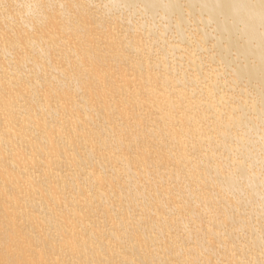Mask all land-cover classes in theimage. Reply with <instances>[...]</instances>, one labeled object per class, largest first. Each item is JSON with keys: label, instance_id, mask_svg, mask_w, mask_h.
Returning <instances> with one entry per match:
<instances>
[{"label": "bare ground", "instance_id": "bare-ground-1", "mask_svg": "<svg viewBox=\"0 0 264 264\" xmlns=\"http://www.w3.org/2000/svg\"><path fill=\"white\" fill-rule=\"evenodd\" d=\"M3 26L0 264H264V0H0Z\"/></svg>", "mask_w": 264, "mask_h": 264}, {"label": "rangeland", "instance_id": "rangeland-1", "mask_svg": "<svg viewBox=\"0 0 264 264\" xmlns=\"http://www.w3.org/2000/svg\"><path fill=\"white\" fill-rule=\"evenodd\" d=\"M6 32H8V30L6 29V26L1 27V29H0V33L3 34L4 37L6 36ZM138 32H139V31H138ZM134 33H135V32H134ZM22 34H23V37H24V36H25L24 33H22ZM22 34H21V35H22ZM9 35H10V34H9ZM134 35H135V34H134ZM136 35H137V34H136ZM0 51H2V50L0 49ZM153 52H154V50H153V51L151 50V53H150V54L154 55ZM11 53H12V52H8L6 57H8ZM154 53H155V52H154ZM177 57H178V56H177ZM29 59H30V57H29ZM50 59H53V60H54L55 57L50 56ZM168 59H170V58L168 57ZM168 59H167V60H168ZM150 60H151V59L149 58L148 62H149ZM151 61H152V60H151ZM168 61H169V60H168ZM2 65H3V67H2ZM57 66H61V65H57ZM4 67L8 68V66H7V62H6V59H5V61H2L1 56H0V76H1V75H3V76L5 75V74H1V73H4L3 71H6ZM55 70H56V69H55ZM55 70H52V69H51V71H55ZM51 71H50V72H51ZM56 71H58V70H56ZM46 73H48V72H46ZM51 73H52V72H51ZM53 73H55V72H53ZM57 73H58V72H57ZM125 73H126V72H125ZM48 74H49V73H48ZM53 75H54V74H53ZM53 75L50 74V76H52V77H53ZM125 75H126V76H125V77H126L125 79L127 80V81H125V82H128L129 80H131V79L128 80V78H130L129 75H127V74H125ZM24 77H25V76H24ZM54 77H55V75H54ZM54 77H53V78H54ZM127 77H128V78H127ZM6 78H7V76H6ZM55 78H56V77H55ZM55 78H54V79H55ZM53 81H54V83H55V80H53ZM129 82H130V81H129ZM57 83H58V82H57ZM2 84L5 86V88H4L3 91H1V92H2V93H5V92H6V89L8 90L9 85L4 84V81H3V80H2ZM131 86H132V85H131ZM131 86H130V87H131ZM41 89L44 90L43 88H41ZM41 89H39V88L37 87V91H38V90H39V91H38V92H34V93H33V91L29 90V91H31V92H29V94L32 93V94L35 95L36 97H37V95H38V97L40 98V97H41V96H40L41 93H42L43 95L46 93V94H48V96H47L46 98L49 99V98H50V97H49L50 93H47V92H49V89H47V92L45 91V93H44L43 91H42L41 93H39ZM199 89H200V88H199ZM23 90H24V89H23ZM27 90H28V89H27ZM8 91H10V90H8ZM226 91H227V89H226ZM10 92H11L10 95L12 96V94H13L12 92H13V91H10ZM16 92H17V91H16ZM232 92H233V91H232ZM20 93H24V92H20ZM20 93H19V94H20ZM36 93H37V94H36ZM38 93H39V94H38ZM187 93H188V92H186V94H187ZM227 93H231V92L228 90ZM17 94H18V93H16L15 95H13V97H12V101H14V102L16 101V96H17ZM32 94H31V97L33 96ZM43 95H42V97H43L44 99H43L42 97H41V98H42L44 101H46L47 104L50 102L49 100L55 101V100H54L55 97H54V98H50L49 100H45L46 98H45ZM187 95H188V94H187ZM224 95H225V96H228V94H226L225 92H224ZM35 96H33V97H32L33 99H30V100H34V99H36ZM10 98H11V97H10ZM79 99H80V98H79ZM79 99L77 98V102L80 103L79 105H81L82 102H79V101H80ZM190 99H191V98H190ZM190 99H189V101H190ZM192 99H193V98H192ZM192 99H191V101H192ZM39 100H40V99H39ZM43 100H42V101H43ZM78 100H79V101H78ZM115 100H116V99H115ZM193 100H194V99H193ZM42 101H40L41 104H42ZM52 101H51V102H52ZM23 102H24V101H23ZM63 102H64V103L61 104L62 106H63V104H65V101H63ZM192 102H193V101H192ZM231 102H232V101H231ZM53 103H54V104H53ZM56 103L58 104L59 102L55 101V102H52L51 104L49 103V105L52 106V107L50 108V110H51L50 113H54V116H52V118L55 117V118H53L54 121H57V120H55V119L58 117V115L56 116V114H59V115L61 114V116H62V118H63L62 108H63V109H68L66 106L69 107V103H66L67 105L65 104L63 107H61V105H60L61 102L59 103V105H56ZM110 103H111V102H110ZM22 104H23V103H22ZM22 104L20 103V105H22ZM31 104H32V103H31ZM179 105H180V104H179ZM182 105L185 106V104H183V103L181 104V106H182ZM58 106H60V107H58ZM25 107H26V106H25ZM54 107H55V108H54ZM64 107H65V108H64ZM44 108H45V107H44ZM44 108H43V109H44ZM52 108H54V109H52ZM59 108H61V112H60ZM22 109H23V107H22ZM69 109H71V107H70ZM20 110H21V108H20ZM52 110H53V111H52ZM57 110H58L59 113L57 112ZM21 111H22V110H21ZM23 111H25V109H23ZM54 111H55V112H54ZM68 111H70V113L72 112L73 114H76V113L79 114V112H76V110H75L73 107H72L71 110H68ZM73 111H74V112H73ZM18 112H20V111L18 110ZM114 112H116V110H115ZM142 112H143V111H142ZM25 113H28V114H25V115H24V112H23V113L21 112V115L23 114L22 116H24L25 118H27V120L29 119L28 121L31 122L30 118H28V116H29V112L26 111ZM63 113H64V111H63ZM68 113H69V112H68ZM68 113H67V114H68ZM138 113H139V111H138ZM174 113H175V112H174ZM176 114L179 115V113H176ZM65 115H66V114H65ZM174 115H175V114H174ZM177 115L174 116L173 118H175V117L178 118ZM18 116H19V114H18ZM30 116H31V113H30ZM45 116H46V115H45ZM49 116H51V114H49ZM49 116H47V117H49ZM61 116H60V118H61ZM22 118H23V117L20 118V119H21V120H20V123H21L20 125H22L24 122L27 121L26 119L23 118V119H24V120H23ZM43 118H44V119H42L43 122H41V120H39V119H40L39 117L32 118V122H36V123H37V121H39V122H41V123H45V122L47 121L45 124H41V123H40L41 126H40V125H37L36 123H33V125H34V127H33V126H32V123H29V122H26L25 124L28 123V126H29V127H30V125H31L32 128H37L38 131L41 129V128H40V129H38V128H39V127H42V125H43V128H44V129L47 127V128H46L47 130H46V129H45V130L48 132V130H49V129H48V127H49V124H48V123H49V121L51 120V118L49 117L50 119H47V118H45L44 116H43ZM60 118H57V119H59V120L56 122V124H54V126H55V125L60 126V124H61V126H63V123H64V121H65L67 118L64 119V120H62V118H61V120L63 121V123H62V121L60 120ZM64 118H65V117H64ZM151 118H152V117H151ZM45 119H46V121H45ZM25 120H26V121H25ZM33 120H34V121H33ZM22 122H23V123H22ZM39 122H38V124H39ZM50 122H51V121H50ZM117 122H118V124H119V121H117ZM117 122H116V124H114V126H115V125H118ZM0 123H2V122H0ZM54 123H55V122H54ZM77 123H78V121H77ZM79 123H80V121H79ZM25 124H24V125H25ZM66 124H67V123L65 122L64 125H65V130H66V131H64V133L67 132V131H70V133H71V132H72V131H71V129H72L71 126H70V128H69ZM106 124H107V123H105L104 125H106ZM1 125H2V124H1ZM44 125H46V127H45ZM147 125H148V124H147ZM25 126L27 127V125H25ZM37 126H38V127H37ZM61 126L58 127V128H57V126H55L54 128H57V130H56V129H55V130L58 131V133H61V134L63 135L64 133H62V131L64 130V126H63V128H62V131H61ZM66 126H67L68 129H70V130H68ZM107 126H108V124H107ZM148 127H149V125H148ZM27 128H28V127H27ZM27 128H26V129H27ZM49 128H50V127H49ZM54 128H52V129L54 130ZM59 128H60V129H59ZM149 128H150V127H149ZM1 129H4V128H1ZM13 129H14V130H13ZM13 129H10V133H11V131H12V133H15V132H13V131H15V127H13ZM84 130H85V129H84ZM84 130L82 129V131H78V132L75 131L74 133L72 132L71 134L67 132V135H65L66 133L64 134L65 136H64V135H63V136H60V134H58V133L56 132V136H55V139H54V140H56L57 143H59V142H61V141L63 140V142H61L62 145H63V143H64V144L66 143V145H67V142H65V141H66V140H65V137H67L69 134H70V136L73 135V134H75V135H73V138H74V136H75V140L72 139V137H71V139H72L73 141L79 140V139L77 138V136H78L77 134H79V132H80V134L83 135V133H81V132H83ZM38 131L35 130L34 133L39 134ZM49 132H50V130H49ZM76 132H77V133H76ZM16 133H18V132L16 131ZM27 133H28V131H27ZM49 134L51 135L52 138L54 137V135H53L52 133H49ZM80 134H79V135H80ZM50 135H49V136H50ZM57 135L61 137V140L59 139L60 141L58 140V138H57L58 136H57ZM62 137H63L64 139H62ZM68 137H69V136H68ZM81 137H82V136H81ZM52 138H50V141H51V142L53 141V140H51ZM56 138H57V139H56ZM69 138H70V137H69ZM83 138H84V137H82V139H83ZM30 139L33 141V139H32L31 137H29V139L27 138V140L31 141ZM64 140H65V141H64ZM72 140H71V141H72ZM80 141H81V140H80ZM82 141H83V140H82ZM215 141H216V140H215ZM61 143H59V144L61 145ZM76 143H77V141L75 142V144H76ZM86 143H87V142H86ZM22 144H24V146H25V143H22ZM52 144H55V142H54V143L52 142ZM82 144H83V142H82ZM195 144H197V143H195ZM66 145H65V149H66V151H69V150H70L69 148H71V147H67V148L69 149V150H67ZM24 146H23V147H24ZM85 146H86V144H83V147H85ZM23 147H22V149H23ZM80 147H81V146H80ZM88 147H89V146H88ZM81 148H82V147H81ZM81 148H80V149H81ZM7 149H8V148H6V153L8 154V150H9L10 148H9L8 150H7ZM77 149H78V148H77ZM77 149H76V152H78V154H79L80 149H78V150H77ZM87 149H90V148H87ZM2 151H3V150L1 149L0 152H2ZM18 151H19L18 153H21V152H22L21 149H20L19 147H18ZM24 151L26 152V154H25ZM27 151H28V150H27ZM27 151H26V149H23V153H24V154L22 153V159H23V160L29 158V157H28L29 155H27V153H28ZM71 151H72V149L70 150V152H67V155L64 156V157H66V158L69 157V158H70V157H71V154L73 153V152H71ZM83 151H84V150H83V148H82V149H81V152H83ZM115 151H116V150H115ZM115 151H114V152H115ZM9 152H10V150H9ZM76 152H74V153H76ZM81 152H80V154H81V156H82L83 153H81ZM3 153H4V152H2L1 154H3ZM14 153L17 154L16 151H15ZM70 153H71V154H70ZM28 154H31V157H30V158H32L33 160H34V159H36V160L39 159V162H40V163L42 162V161L40 160L41 157H40V158H37V156H34V158H33L34 153H33V154H32V153H28ZM50 154H51V152H50ZM68 154H69V155H68ZM80 154H79V155H80ZM3 155L6 156L5 153H4ZM3 155H2L1 157H3ZM202 155H204V154H202ZM25 156H26L27 158H26ZM23 157H25V159H24ZM35 157H36V158H35ZM43 158H45V156H43ZM43 158H42V160H43L44 162H47V160L49 159L48 157H47L48 159L45 158L46 160L43 159ZM4 159H5V161H6V159H8V158H7V157H6V158L4 157ZM36 160H35V162H36ZM66 160H69V159H66ZM8 161H10V160H8ZM8 161H7V163H9ZM26 161H27V160H25L24 162H26ZM37 161H38V160H37ZM59 161H61V163H62V165H63V162H64V161H63L62 159H59ZM94 161H97V160L94 158ZM29 162H31V160H30ZM27 163H28V162H27ZM27 163H26V164H27ZM59 163H60V162H59ZM13 164H14V166H15V165H18V167H21V166H22V165L19 166V164H15V162H14ZM13 164H12V165H13ZM20 164H21V163H20ZM9 165H11V162L9 163ZM14 166H13V167H14ZM27 166H29V165H27ZM54 166H55V165H54ZM58 166H59V165H58ZM18 167H17V170L20 169V168H18ZM65 167H66L67 169H64ZM85 167L88 169L87 166H85ZM85 167H84V169H81L82 167H81V168L79 167L78 170L80 169V170L85 171V170H87ZM224 167H225V164H224ZM226 167H227V165H226ZM230 167H231V166H230ZM39 168H42V166L39 167ZM39 168H38V170L40 171L41 169H39ZM51 168H52V167H51ZM53 168H54V167H53ZM15 169H16V167H15ZM62 169L65 170V173H63L64 171H63ZM62 169L57 170V174H58L59 177L56 176V177H55L56 179H60V174H61V175H64V176H65L66 174H68V175H67V178H69V179L74 178V176H76V175H74L73 177L70 176L71 172L74 171V168H73V169H72V168H71V169H68L67 166H64V165H63V166H62ZM75 169H76V173H77V175H78L79 172H77V171H78L77 168H75ZM109 169H110V168H109ZM35 170L37 171V168H35ZM35 170H34V173H33L32 170H30V173H31V171H32V174H35V175H31V176H33V178H34V176H35V180H37V179H38L37 175L40 176V173H39V171L35 172ZM52 170H53L52 173L54 172L53 174H56V172H55L56 170H55V169H52ZM60 170H61V172L59 173ZM69 170H70L71 172H69ZM226 170H227V168H226ZM15 171H16V170H15ZM18 171H21V172L23 173L22 170H18ZM44 171H45V170H43L42 172L44 173ZM83 171H82V172H83ZM88 171H89V169L87 170V172H88ZM105 171H107V172H106L107 175L110 174V171L108 170V168L105 169ZM16 172H17V171H16ZM16 172H15V173H16ZM66 172H67V173H66ZM17 173H18V172H17ZM52 173H51V174H52ZM224 173H226V172H224ZM23 174H24V173H23ZM23 174H22V175H23ZM17 175L19 176L20 174L18 173V174H16V176H17ZM68 176H69V177H68ZM82 176H83V175L81 174V176H79V177L82 178ZM20 177L22 178V176H20ZM20 177H17V178L20 179ZM57 177H58V178H57ZM61 177H62L61 180L64 179L63 176H61ZM70 177H71V178H70ZM83 177H84V176H83ZM90 179H91V178H90ZM61 180H60V181H61ZM149 180H150V182H152V181H151V177H149ZM149 180H147V182H145V181H144V182H145V183H148ZM51 181H52V179L50 180V183H51ZM54 181H55V179H54ZM155 181H156V183L158 182V180H155ZM22 182H23V181H22ZM74 182H75V181H73V183H74ZM144 182H143V184H145ZM150 182H149V183H150ZM16 183H17V181H16ZM52 183H53V184H52L53 186L56 185L54 182H52ZM81 183H82V182H81ZM17 184H18V185L21 184V181L18 182ZM24 184H25V183H23L22 185H20L21 187H23V189H25L24 187L27 186V185H26L27 183L25 184L26 186H24ZM78 184H80V183H78ZM151 184H152V183H151ZM48 185H49V184H48ZM52 185H49V186H51V188H52V190H53V186H52ZM74 185H75V183H74ZM85 185H87V184L85 183L84 186H82V184H81V185H80V188L82 189L83 187H85V189H86V186H85ZM140 185H142V183L139 184L138 186L141 187ZM156 185H158V183H157ZM54 187H55V186H54ZM54 189H55V190H54V193H56V189H58V188L55 187ZM85 189L83 188L82 190L85 191ZM98 192H99V191H98ZM100 192H101V191H100ZM68 196H69V195H68ZM229 197H230V196H229ZM77 198H79L78 200H81V199H82V197H81L80 195H79ZM35 201H36L35 203L39 204V202H37L36 199H35ZM80 202H81V201H80ZM205 218H206V217H204V218L202 217L201 219H205ZM99 221H100V220H99ZM203 221H205V220H203ZM84 224H85L86 228H88V226L86 225V224H88V222H87V221H84ZM101 225H102V224H101ZM101 225H100V226H101ZM89 226H90V225H89ZM220 233H221V232H220ZM237 244H238V243L236 242V245H237ZM234 253H235V252H234ZM232 254H233V252H232ZM235 254H237V253H235ZM261 261H262V260H261Z\"/></svg>", "mask_w": 264, "mask_h": 264}]
</instances>
